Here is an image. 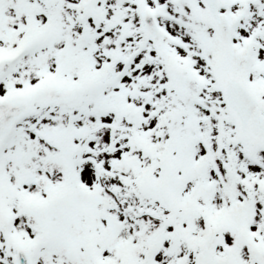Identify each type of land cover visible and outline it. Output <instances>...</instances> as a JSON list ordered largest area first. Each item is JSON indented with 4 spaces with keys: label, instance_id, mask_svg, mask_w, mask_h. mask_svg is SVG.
<instances>
[{
    "label": "snow or ice",
    "instance_id": "6c2138e0",
    "mask_svg": "<svg viewBox=\"0 0 264 264\" xmlns=\"http://www.w3.org/2000/svg\"><path fill=\"white\" fill-rule=\"evenodd\" d=\"M0 264H264V0H0Z\"/></svg>",
    "mask_w": 264,
    "mask_h": 264
}]
</instances>
